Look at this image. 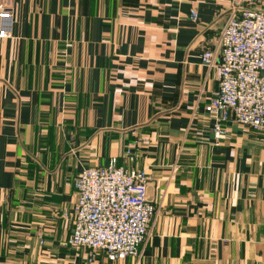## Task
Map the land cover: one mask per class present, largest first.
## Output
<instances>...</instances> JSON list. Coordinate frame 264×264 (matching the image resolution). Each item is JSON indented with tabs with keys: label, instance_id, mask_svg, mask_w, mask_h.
<instances>
[{
	"label": "crops",
	"instance_id": "crops-1",
	"mask_svg": "<svg viewBox=\"0 0 264 264\" xmlns=\"http://www.w3.org/2000/svg\"><path fill=\"white\" fill-rule=\"evenodd\" d=\"M13 9L0 40V264H89L90 249L68 245L75 180L111 158L147 173L157 214L140 257L99 264H264V135L229 121L215 142L205 110L219 83L201 57L231 0Z\"/></svg>",
	"mask_w": 264,
	"mask_h": 264
},
{
	"label": "built area",
	"instance_id": "built-area-1",
	"mask_svg": "<svg viewBox=\"0 0 264 264\" xmlns=\"http://www.w3.org/2000/svg\"><path fill=\"white\" fill-rule=\"evenodd\" d=\"M194 20L198 18L192 13ZM13 0H0V40L11 39ZM202 64L215 69L219 90L205 110L215 116V142L227 134L229 121L264 135V0H231L228 20L214 50H206ZM126 154L131 157L130 150ZM149 177L129 171L111 158L106 167L84 169L75 180L76 216L68 245L92 251L109 262L140 257L150 225L157 214L149 199Z\"/></svg>",
	"mask_w": 264,
	"mask_h": 264
}]
</instances>
